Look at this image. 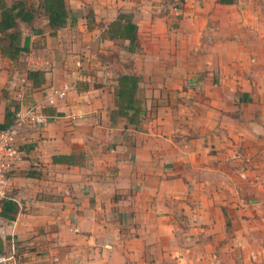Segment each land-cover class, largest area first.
I'll use <instances>...</instances> for the list:
<instances>
[{
    "label": "crops",
    "instance_id": "0c3cea01",
    "mask_svg": "<svg viewBox=\"0 0 264 264\" xmlns=\"http://www.w3.org/2000/svg\"><path fill=\"white\" fill-rule=\"evenodd\" d=\"M6 2L33 17L0 32V124L15 103L46 119L18 137L0 255L264 264V0H63L62 24L46 0ZM121 13L135 43L107 32ZM123 73L140 77L138 124L112 114Z\"/></svg>",
    "mask_w": 264,
    "mask_h": 264
},
{
    "label": "trees",
    "instance_id": "16d2710c",
    "mask_svg": "<svg viewBox=\"0 0 264 264\" xmlns=\"http://www.w3.org/2000/svg\"><path fill=\"white\" fill-rule=\"evenodd\" d=\"M46 9L52 13L54 12L59 21L65 23L63 17L66 13L63 0H46ZM27 8L23 7L22 2L8 4L6 0H0V32L6 33L7 30L17 25L19 18L24 20H31L33 15ZM107 32L111 37H121L131 40L133 43L137 41V24L125 13H121L117 19L109 23ZM27 50V47H25ZM43 72L40 70H29L28 78L31 79L35 85L40 84L43 80L41 78ZM140 77L136 74L123 73L119 75V83L116 88V108L113 110L116 116H122L131 124H138L143 116L144 109L141 99L137 96V90ZM19 103H15L13 111H7V120L0 124V128L8 127L13 116L18 110ZM64 157V158H63ZM56 159V157H55ZM58 159V158H57ZM59 159H65L72 162V156H61ZM4 207L2 215L8 216L10 219L16 217L18 212L17 204L7 198L3 201ZM3 252V242L0 238V254Z\"/></svg>",
    "mask_w": 264,
    "mask_h": 264
},
{
    "label": "built area",
    "instance_id": "2783aa9c",
    "mask_svg": "<svg viewBox=\"0 0 264 264\" xmlns=\"http://www.w3.org/2000/svg\"><path fill=\"white\" fill-rule=\"evenodd\" d=\"M67 86L63 90H56L48 96L46 103L54 104L56 97H63L67 94ZM42 103H35L31 106L20 107L16 110L11 124L0 128V203L9 197L7 191L8 173L14 164L21 159L22 151L18 146V137L23 127L29 123L41 124L46 119ZM0 264H23L18 253L16 242L12 243L8 252L0 255Z\"/></svg>",
    "mask_w": 264,
    "mask_h": 264
}]
</instances>
